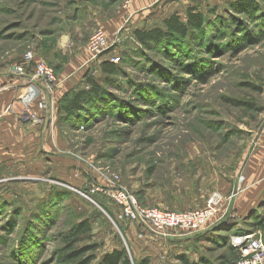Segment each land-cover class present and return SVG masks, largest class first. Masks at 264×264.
<instances>
[{
  "label": "rangeland",
  "instance_id": "374dc122",
  "mask_svg": "<svg viewBox=\"0 0 264 264\" xmlns=\"http://www.w3.org/2000/svg\"><path fill=\"white\" fill-rule=\"evenodd\" d=\"M125 1L0 0V102L9 101L8 115L22 128L0 155V264H59L63 234L84 220L92 240L83 244L100 245L94 264L115 249L137 263L183 264L185 257L237 264L232 242L244 235L237 229L264 215L263 199L243 217L233 211L217 228L163 236L123 217L103 191L116 184L143 208L174 213L201 209L214 193L229 198L238 190L237 201L246 189L250 144L264 126V0H256L259 11L251 14L236 11L239 0H175L168 11L163 4L172 1L161 0L151 8L149 29L162 27L173 11L185 22L189 6L209 25L198 38L151 51L139 50L135 34L119 46L101 29ZM98 29L111 46L95 57L88 41ZM26 53L50 65L58 83L53 110L39 101L30 107L38 120L12 111L24 92L12 68ZM103 61L121 67L109 82ZM86 74L104 92L86 119L74 123L57 90L69 77L81 78L71 94L86 90ZM225 184L232 185L227 194L217 190Z\"/></svg>",
  "mask_w": 264,
  "mask_h": 264
},
{
  "label": "built area",
  "instance_id": "2783aa9c",
  "mask_svg": "<svg viewBox=\"0 0 264 264\" xmlns=\"http://www.w3.org/2000/svg\"><path fill=\"white\" fill-rule=\"evenodd\" d=\"M110 46V40L101 29H98L88 41V49L95 57L101 55ZM114 59L112 57L113 61ZM12 70L16 76L23 79L24 87L20 98L21 106L12 107L14 113L19 108L22 116L38 120L30 108L38 101L41 108L53 110L55 87L58 83L55 71L50 65L35 60L32 53H26L21 62L13 66ZM17 86L18 84L15 87ZM100 190L102 189H97V191ZM103 191L123 210V217L132 222L149 224L152 231L163 236H166L168 231L177 230L197 233L224 219L228 221V218L232 217V206L239 193L235 190L229 198L214 193L205 207L185 213H174L156 208H143L132 194L116 184H111L107 189L103 188ZM238 230L242 231L243 228L240 226ZM232 243L240 253V260L237 264H264V228L253 233H244L234 238Z\"/></svg>",
  "mask_w": 264,
  "mask_h": 264
},
{
  "label": "trees",
  "instance_id": "16d2710c",
  "mask_svg": "<svg viewBox=\"0 0 264 264\" xmlns=\"http://www.w3.org/2000/svg\"><path fill=\"white\" fill-rule=\"evenodd\" d=\"M123 0H109L111 4H117ZM236 11L242 14L257 13L259 5L256 0H239L233 4ZM186 21L180 19L178 14H173L163 21L162 27H155L150 30H137L135 37L140 51H151L161 46L163 43L184 42L200 37L204 34L208 20L206 16L197 8L191 7L187 10ZM208 29V28H207ZM125 60V57H123ZM102 73L107 82L109 77L119 75L121 67L111 61H103L100 65ZM84 81L87 85L86 90L67 93L62 104V109L67 120L74 123H81L86 119L87 114L94 110L103 95V88L100 81L94 76L86 74ZM260 91V89L255 88ZM249 108L262 111L253 103H246ZM229 221V220H228ZM254 230L264 228V215H256L253 222ZM232 229V228H231ZM227 230V229H224ZM63 248L59 253V264H94L98 257L96 252L99 250L98 244H83L92 240V226L88 220L74 223L65 234H63ZM231 250H234L231 248ZM183 264H208L201 260L192 262L185 257L180 258ZM98 264H150L148 259L134 262L130 254L125 249H115L105 253Z\"/></svg>",
  "mask_w": 264,
  "mask_h": 264
},
{
  "label": "crops",
  "instance_id": "0c3cea01",
  "mask_svg": "<svg viewBox=\"0 0 264 264\" xmlns=\"http://www.w3.org/2000/svg\"><path fill=\"white\" fill-rule=\"evenodd\" d=\"M171 1V4H163V8L166 11L170 10L172 5L176 2L175 0ZM158 2L161 3V0H128L127 3L125 1L123 2L124 4H121L119 10L115 12L111 19L102 23L100 27L108 37L110 36L112 39L115 38L116 43L119 41L120 46L121 43L124 44V38L128 37L130 34L134 35L137 30L149 29L146 24L151 23V20L149 19V17L151 18L150 14L152 13L151 8ZM191 7L194 6H189L188 9ZM173 13L175 12L173 11L163 20L172 16ZM154 27L156 26H153V28ZM74 80L75 78L69 77L68 82H65V84L57 90V102H59L66 95V93H68L81 80V78L79 81L77 80L78 82H74ZM7 105L0 102V155L5 153L3 152V149H8L10 143L18 140V134L22 131V128L14 115L12 116L10 113L8 115ZM250 147L252 151L248 156V161L245 167L247 170L246 189L232 206V212H235L236 210L235 214L242 217L246 213L251 212L252 208L257 204H260L264 199V126L260 132L254 136ZM231 186V184L221 185L218 186L217 190L227 194L230 192ZM254 217H251V220L249 221H245L247 222V227L241 225L243 228L241 233H253L256 231L252 225ZM226 222V219L225 221H220L216 225V228L218 226H222Z\"/></svg>",
  "mask_w": 264,
  "mask_h": 264
},
{
  "label": "water",
  "instance_id": "95a60500",
  "mask_svg": "<svg viewBox=\"0 0 264 264\" xmlns=\"http://www.w3.org/2000/svg\"><path fill=\"white\" fill-rule=\"evenodd\" d=\"M224 221H225V219H224Z\"/></svg>",
  "mask_w": 264,
  "mask_h": 264
}]
</instances>
